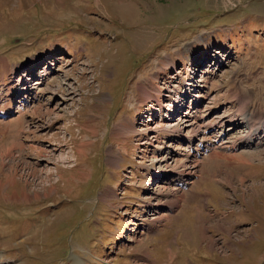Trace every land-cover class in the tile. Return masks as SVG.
I'll return each instance as SVG.
<instances>
[{"label": "rangeland", "instance_id": "1", "mask_svg": "<svg viewBox=\"0 0 264 264\" xmlns=\"http://www.w3.org/2000/svg\"><path fill=\"white\" fill-rule=\"evenodd\" d=\"M10 98L0 264H264V0H0Z\"/></svg>", "mask_w": 264, "mask_h": 264}, {"label": "bare ground", "instance_id": "2", "mask_svg": "<svg viewBox=\"0 0 264 264\" xmlns=\"http://www.w3.org/2000/svg\"><path fill=\"white\" fill-rule=\"evenodd\" d=\"M216 52V51H215ZM217 52H218V50H217ZM194 57H196V55L194 56ZM168 60V62L170 61V59H167ZM201 61H203V60H201ZM4 62V61H3ZM164 62V61H163ZM200 64H202V63H200ZM172 65H174V64H172L171 63V66ZM174 67H176L175 65H174ZM176 72H178V73H180V70H179V68L177 67L176 69ZM197 70V69H196ZM144 89H146L145 88V86H143L142 85V87H141V90H142V92H141V94L144 96V95H146V94H150V92L148 91V90H146V91H144ZM149 89V88H148ZM249 91V90H248ZM32 93V92H31ZM243 95V94H242ZM241 95V96H242ZM159 93H158V96H157V100L159 101ZM14 97V96H13ZM27 98H29V95L28 96H26V95H24L23 97H22V100L20 101V102H22L21 103V105L23 104V103H25L26 101H27ZM245 99H248L247 97H244ZM240 99H242V98H240ZM244 99V100H245ZM247 101V100H246ZM13 103H14V100H11V98H10V100H9V102L7 103V104H5V105H2L1 107H0V114H2V115H5V114H7V113H9V112H11L12 110H13ZM248 104V103H247ZM246 106V105H245ZM174 109V108H173ZM176 109V108H175ZM246 109V108H245ZM242 110L241 112H239L240 113V115H241V120H239L238 121V123L235 125V127H230V129L232 128H236V127H239L240 125H243L244 124V126L243 127H245V134L240 138V140H239V143L238 142H233L231 145H230V149H237V147L238 146H240V145H246V144H251V142H249V140L250 139H252V138H255V137H257L258 135H260L259 133L261 132V131H264V117H262V114L260 113V112H258L259 111V109H258V111H255V112H252V111H248V109H246V110ZM21 110V109H20ZM180 110V109H179ZM176 112V111H175ZM234 117H235V115H234ZM234 117L233 116H231L230 117V122H233L235 119H234ZM196 120L198 119V118H195ZM194 123H196V122H192V123H190V124H194ZM236 122H233V125L235 124ZM178 125H179V127L181 128L183 125H181L180 123H178L177 125H175L174 127H172L171 129H173V128H175V127H177L178 128ZM216 125H218L217 127H223L224 128V121L222 122L221 121V126L219 125V124H216ZM232 125V124H231ZM192 125L190 126V127H185V134L183 133L184 131L181 129H179L180 130V135H181V138H182V135L184 134V136L185 137H188L189 135H190V133L193 135V137L192 138H190L189 140H190V142H193V141H196V140H198L199 141V143H198V146H196L195 147V150H197V151H199V147L201 148V149H206V150H209V149H214V147L217 145V144H212L213 146L212 147H207V143H206V140H207V137H206V135H207V132H205L204 134L203 133H198V132H196V131H192ZM221 127V128H222ZM168 128V127H167ZM200 128V127H199ZM223 128H222V130H223ZM184 129V128H183ZM229 129V130H230ZM240 129H241V127H240ZM178 130V129H177ZM242 130V129H241ZM225 131V130H224ZM172 132L173 133H175L173 130H172ZM226 132L228 133V129L226 130ZM177 133V132H176ZM175 133V134H176ZM224 134V133H223ZM263 134V133H262ZM177 135V134H176ZM201 136V137H200ZM178 138V137H177ZM246 138V142H244V141H242V140H244ZM222 142H224L225 141V137H222L221 139H220ZM219 140V141H220ZM258 140V139H257ZM208 141V140H207ZM210 141H213V140H211L210 139ZM213 142H215V141H213ZM218 143V142H217ZM219 144H220V142H219ZM84 145H88V143H87V141L86 142H84ZM209 145V144H208ZM85 146V147H86ZM82 151V150H81ZM80 151V152H81ZM201 152V151H200ZM168 153V152H167ZM214 153V152H213ZM212 154V153H211ZM214 155V154H213ZM185 157V156H184ZM186 157H188V158H190V153L186 156ZM195 157H197V154H195ZM214 157V156H213ZM164 158V157H163ZM162 158V160H166L165 158L163 159ZM186 159V158H185ZM193 159V158H192ZM195 160V159H194ZM182 164V163H181ZM184 165V164H183ZM185 169V168H184ZM186 171H188V169H186ZM181 172V171H180ZM176 173H177V170H176ZM196 174V170H194V171H192L191 173H189L188 175L191 177V176H194ZM179 175V174H178ZM179 178H180V176H179ZM178 183H180V182H183V181H181V178L180 179H178ZM77 263V261L75 262V264ZM155 264H156V262H154ZM147 264H150V263H147ZM152 264V263H151Z\"/></svg>", "mask_w": 264, "mask_h": 264}, {"label": "crops", "instance_id": "3", "mask_svg": "<svg viewBox=\"0 0 264 264\" xmlns=\"http://www.w3.org/2000/svg\"><path fill=\"white\" fill-rule=\"evenodd\" d=\"M123 119H124V122H127V124H129L130 126L134 124V123H133V119H132V117H130V116H125V115H124ZM125 120H127V121H125ZM133 126H134V125H133ZM117 156L119 157V155L117 154V152H114L113 149H110V150H108V152H107V161H108V160L116 159V158H118ZM122 156H123V155H122ZM119 159H120V157H119ZM114 165H115V164H114Z\"/></svg>", "mask_w": 264, "mask_h": 264}]
</instances>
